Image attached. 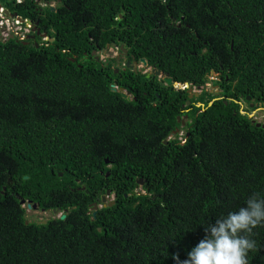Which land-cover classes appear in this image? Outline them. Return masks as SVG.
I'll return each mask as SVG.
<instances>
[{
    "label": "trees",
    "instance_id": "16d2710c",
    "mask_svg": "<svg viewBox=\"0 0 264 264\" xmlns=\"http://www.w3.org/2000/svg\"><path fill=\"white\" fill-rule=\"evenodd\" d=\"M1 1L53 41L0 37V264H182L207 225L264 198L251 117L264 110V0ZM114 44L123 68L93 54ZM141 59L174 84L126 68ZM186 83L201 90L190 105ZM22 200L66 219L38 224ZM251 239L249 264H264V224Z\"/></svg>",
    "mask_w": 264,
    "mask_h": 264
},
{
    "label": "clouds",
    "instance_id": "9594fccd",
    "mask_svg": "<svg viewBox=\"0 0 264 264\" xmlns=\"http://www.w3.org/2000/svg\"><path fill=\"white\" fill-rule=\"evenodd\" d=\"M24 207L28 209L27 204ZM262 224L264 198L255 193L247 199L246 206L217 218L215 225H207L204 238L192 248L188 253V259L182 264H249V252L257 248L251 236L253 230ZM174 259L179 260V257L176 256Z\"/></svg>",
    "mask_w": 264,
    "mask_h": 264
},
{
    "label": "rangeland",
    "instance_id": "374dc122",
    "mask_svg": "<svg viewBox=\"0 0 264 264\" xmlns=\"http://www.w3.org/2000/svg\"><path fill=\"white\" fill-rule=\"evenodd\" d=\"M53 7H55V3L52 4ZM11 26L12 28L14 27V25L12 24L11 22ZM34 29V28H33ZM7 33L10 34V31L7 30L6 27H0V37L1 38H6L7 36ZM43 40H46V39H49V38H44L42 37ZM97 57L100 58L101 61L103 62H106L108 59H112V58H118L114 67L119 69V68H123L125 66L124 64V61L123 58H121V53L119 52L118 48H111V49H106L104 51H101L99 53H96ZM120 57V58H119ZM138 68V71H141L142 73H151V70L152 68L151 67H145L143 66L142 63L138 64L136 66ZM159 79H162L163 80V77H158ZM208 79L210 80H217V75L215 73H212L210 74V76L208 77ZM175 87L177 89L181 88L183 89L184 87L183 86H180V85H176L175 84ZM207 89L208 91H211V92H219V88L217 86H214L212 85L211 83H208L207 85ZM192 91L197 94H200L201 93V90L200 89H192ZM217 92V93H218ZM187 116H185L183 119H182V123L183 121L186 123V121L188 120V118H186ZM251 117L256 120L257 123H261V124H264V110L263 109H258L257 111L255 112H252L251 113ZM177 130V129H176ZM175 130V131H176ZM185 136V131L182 129L179 133V139H183ZM172 138V137H171ZM184 141H182L183 143ZM137 193H144V191L142 190V186L140 185V187L137 188L136 190ZM114 199V196H111L108 198L107 201H113ZM27 214L29 216H31V220H46L48 217H53V218H59L61 216V214H58V215H54L52 216L50 213H44V212H41L40 210H33V209H27Z\"/></svg>",
    "mask_w": 264,
    "mask_h": 264
},
{
    "label": "water",
    "instance_id": "95a60500",
    "mask_svg": "<svg viewBox=\"0 0 264 264\" xmlns=\"http://www.w3.org/2000/svg\"><path fill=\"white\" fill-rule=\"evenodd\" d=\"M60 7H62V4L58 3V4L55 5V7H51V11H56V10H57L58 8H60ZM7 15H9V13H7ZM28 22H30L31 24H33L31 21H28ZM34 33H35V34L29 36L28 40H35L37 36H38V37L41 36V29L38 27V24H36V27L34 28ZM43 36H44V37H47V34H43ZM51 41H52V40H51ZM108 48L111 49L110 46H109ZM112 48H118V47L114 44V45L112 46ZM120 49H121V54H123V55H127V54H128V50L125 49L124 45L120 46ZM96 53H97L96 51L93 52L94 55H95ZM96 59H97V60H100L99 57H96ZM141 63L143 64V66H145V67H149L148 62H147L146 59H141ZM137 65H138L137 62H133V63H132L131 61H127V63H126V68H131V69H133L135 72H138V68L136 67ZM116 72H118V70H116ZM156 72H160V74L157 75V74H155ZM160 75H161V76H160ZM151 76L163 77V81L166 83L167 86H171V85L174 84L173 79H172L171 77H169V76H166L161 70H158V69L152 68L151 73H147V78H149V77H151ZM176 85L178 86L179 84L177 83ZM185 87H186V89H187V88L189 89L190 84H189V83H186V84H185ZM112 90H113L114 92L120 91V92H122V97H123L124 99L129 100V101L132 100L131 92L126 91L124 88H120V89L118 90V87L115 86V85H113V86H112ZM188 92H189V100L187 101V105H190V99H192L194 96L198 97L199 94H197V93L194 94V92L192 91V89H189ZM249 99H250V98H249ZM252 106H253V105H252ZM186 118H187V117H186ZM178 120L181 121L180 118H179ZM255 121H256V120H255ZM184 124H185V123L183 122L182 126H184ZM257 125H258V126H261L262 124H261V123H257ZM263 125H264V124H263ZM179 132H180V130L177 129L176 131H174V134H177V133H179ZM165 143H168V141H165ZM108 175H109V174H107V176H108ZM61 176H62V174H61ZM27 178H28V177H25V179H27ZM138 183H139L140 185H143V180H142V179L139 180ZM110 194H111V191L109 190V191H107V194L104 195V196L102 197V201H103L104 203L106 202L107 197H108ZM21 204H22V205H25V204H26V201H25V200H22V201H21ZM108 205H109V206H112V205H114V202H110ZM27 207H28V209H33V208H34V209H37V205H32L31 202H28V203H27ZM104 207H107V204H104V205L101 206V205H99L98 203H93V205H92V209L94 210V217L96 216V212H95V211H98V209H100V208H104ZM52 212H53L55 215H58V214L61 212V209L53 210ZM60 219H61V220H65V219H66V215H62V216L60 217ZM41 223H42V224H46V222H41Z\"/></svg>",
    "mask_w": 264,
    "mask_h": 264
},
{
    "label": "built area",
    "instance_id": "2783aa9c",
    "mask_svg": "<svg viewBox=\"0 0 264 264\" xmlns=\"http://www.w3.org/2000/svg\"><path fill=\"white\" fill-rule=\"evenodd\" d=\"M17 2L22 3V0H17ZM50 6L52 7L53 5L51 4ZM7 13H9V15H7ZM28 21L30 20L23 19L17 14H12L7 9L6 5L0 0V27H6L7 30L10 31V34L7 33V37L3 39L16 37L20 41H27L29 36L34 34V24H31ZM11 22L14 25L13 28L11 26Z\"/></svg>",
    "mask_w": 264,
    "mask_h": 264
},
{
    "label": "flooded vegetation",
    "instance_id": "af4514ba",
    "mask_svg": "<svg viewBox=\"0 0 264 264\" xmlns=\"http://www.w3.org/2000/svg\"><path fill=\"white\" fill-rule=\"evenodd\" d=\"M41 35H43V33H41ZM122 56H121V58H123L125 61H126V56H124L123 54H121ZM120 58V57H119ZM118 59V58H117ZM111 196H114V199H113V201H107L108 200V198L109 197H111ZM103 197V196H102ZM102 197H101V199H100V202H101V204L102 205H104V204H107V206H109L108 204L110 203V202H114L115 203V200H116V194L115 193H112L111 192V194L107 197V200H106V202L104 203L103 201H102ZM32 205H34V204H32ZM33 210H38V206H37V209H34L33 208ZM41 212H44V213H50L52 216H54L55 214L52 212V211H50V210H40ZM59 214H61V213H59ZM61 217V216H60ZM53 217H48L46 220H44V221H40V220H37V223L38 224H42L41 222H48V221H50L51 219H52Z\"/></svg>",
    "mask_w": 264,
    "mask_h": 264
},
{
    "label": "bare ground",
    "instance_id": "6f19581e",
    "mask_svg": "<svg viewBox=\"0 0 264 264\" xmlns=\"http://www.w3.org/2000/svg\"><path fill=\"white\" fill-rule=\"evenodd\" d=\"M155 74L159 75V74H160V72H156ZM160 76H161V75H160Z\"/></svg>",
    "mask_w": 264,
    "mask_h": 264
}]
</instances>
